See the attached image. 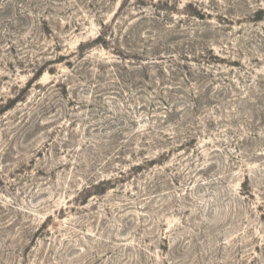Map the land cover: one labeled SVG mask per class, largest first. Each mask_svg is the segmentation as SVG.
I'll return each instance as SVG.
<instances>
[{
	"label": "rangeland",
	"instance_id": "obj_1",
	"mask_svg": "<svg viewBox=\"0 0 264 264\" xmlns=\"http://www.w3.org/2000/svg\"><path fill=\"white\" fill-rule=\"evenodd\" d=\"M0 264H264V0H0Z\"/></svg>",
	"mask_w": 264,
	"mask_h": 264
},
{
	"label": "trees",
	"instance_id": "obj_2",
	"mask_svg": "<svg viewBox=\"0 0 264 264\" xmlns=\"http://www.w3.org/2000/svg\"><path fill=\"white\" fill-rule=\"evenodd\" d=\"M129 2V1H128ZM166 10H167V8H165ZM168 11V10H167ZM194 18H198V16H193ZM105 35L106 34H104V33H102L101 35H100V38H101V40H102V38H104L105 37ZM100 183H104V181L103 182H100Z\"/></svg>",
	"mask_w": 264,
	"mask_h": 264
}]
</instances>
